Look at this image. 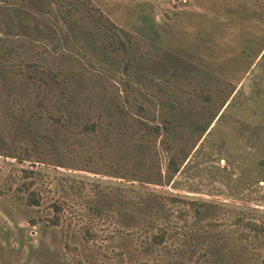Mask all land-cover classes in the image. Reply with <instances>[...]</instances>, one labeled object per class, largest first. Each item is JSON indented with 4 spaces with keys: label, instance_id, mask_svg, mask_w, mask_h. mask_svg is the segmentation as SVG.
Returning <instances> with one entry per match:
<instances>
[{
    "label": "rangeland",
    "instance_id": "obj_1",
    "mask_svg": "<svg viewBox=\"0 0 264 264\" xmlns=\"http://www.w3.org/2000/svg\"><path fill=\"white\" fill-rule=\"evenodd\" d=\"M82 2L126 75L87 18L0 0V264H264V0Z\"/></svg>",
    "mask_w": 264,
    "mask_h": 264
},
{
    "label": "trees",
    "instance_id": "obj_2",
    "mask_svg": "<svg viewBox=\"0 0 264 264\" xmlns=\"http://www.w3.org/2000/svg\"><path fill=\"white\" fill-rule=\"evenodd\" d=\"M82 3H84L82 2V0H50V4L54 7L53 9V11L55 12L54 15H56V17L60 20V25H64V23H69L72 21L75 22L77 21L76 19L79 17L81 18L85 17L87 18V20L91 21V23L95 24L100 31H103V34L106 36L104 38L105 40H103L102 42V45L104 47L103 53L105 57L120 58L121 62L118 65V69L120 71V74H122L123 76L126 75L129 71V68L134 64L135 61L136 50L134 47V43L129 39L122 38L117 30H115L113 27L107 25L104 22L105 19L101 15L87 14L86 12H83V8H81L83 5ZM53 11L51 10V12ZM89 44L91 45V43H88V45ZM122 55H124V57H122ZM48 73L51 75L50 77L52 79H56L57 81V77L55 73L51 72L50 70ZM62 82L64 83V81ZM124 82L125 81L122 80L121 85H124L125 84ZM125 95L127 96V94ZM139 109L142 110V107L139 106ZM66 118L67 117L64 114V112L59 111L58 117H55L54 121L57 124H62L63 121L64 122L66 121ZM134 121L136 123L135 132L144 131L145 137L151 135L159 136L162 133V130L168 131L169 132L168 134L170 135V128H169L170 124L169 121H167L166 119L164 120L163 126H159L157 124L150 125L140 119ZM83 125H84L83 127L84 131H88L92 133L96 131L95 125L97 124L91 123L88 124V126L86 124ZM206 130L207 129H205V131ZM148 141L149 140H146V142ZM180 157L181 156L177 151L173 152L172 155L170 156L168 160L167 168L171 172V174L175 175L179 171L178 161L180 160ZM185 157H187V154H184V158ZM25 173H30V172L25 171ZM30 185L31 183H29V186L27 185L28 187L25 188V190L28 191L26 203L32 208L39 207L41 204L40 197L36 192L31 190ZM171 200L178 202H186L185 200H182L181 198L178 197H174ZM52 208L55 211V216L51 220L49 219L48 221L52 226H57L59 224L58 214L61 212V208L56 204H52ZM29 223L33 226L36 225L34 219H31ZM245 224L248 225V227L251 230L260 231V232L264 231V227H261L255 222H246ZM164 235L165 232L161 230L160 233L152 237V242L156 245L161 244Z\"/></svg>",
    "mask_w": 264,
    "mask_h": 264
}]
</instances>
